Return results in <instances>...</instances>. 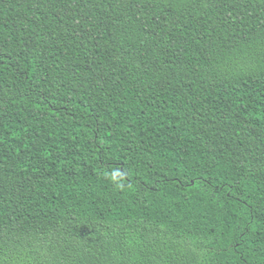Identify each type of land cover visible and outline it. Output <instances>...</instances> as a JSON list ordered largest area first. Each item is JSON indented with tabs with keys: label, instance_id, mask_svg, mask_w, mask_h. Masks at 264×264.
<instances>
[{
	"label": "trees",
	"instance_id": "1",
	"mask_svg": "<svg viewBox=\"0 0 264 264\" xmlns=\"http://www.w3.org/2000/svg\"><path fill=\"white\" fill-rule=\"evenodd\" d=\"M0 264H264V0H0Z\"/></svg>",
	"mask_w": 264,
	"mask_h": 264
},
{
	"label": "clouds",
	"instance_id": "2",
	"mask_svg": "<svg viewBox=\"0 0 264 264\" xmlns=\"http://www.w3.org/2000/svg\"><path fill=\"white\" fill-rule=\"evenodd\" d=\"M120 177H121V173L117 171V172L112 174L111 178H112L113 181H117V179L120 178Z\"/></svg>",
	"mask_w": 264,
	"mask_h": 264
},
{
	"label": "bare ground",
	"instance_id": "3",
	"mask_svg": "<svg viewBox=\"0 0 264 264\" xmlns=\"http://www.w3.org/2000/svg\"><path fill=\"white\" fill-rule=\"evenodd\" d=\"M65 1V0H64ZM82 33V32H81Z\"/></svg>",
	"mask_w": 264,
	"mask_h": 264
}]
</instances>
